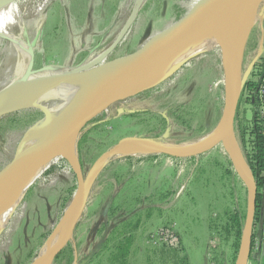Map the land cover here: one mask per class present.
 <instances>
[{
	"label": "rangeland",
	"instance_id": "1",
	"mask_svg": "<svg viewBox=\"0 0 264 264\" xmlns=\"http://www.w3.org/2000/svg\"><path fill=\"white\" fill-rule=\"evenodd\" d=\"M11 1L14 3V26L10 32L27 47L23 54L19 51L18 64L28 66V76L71 73L97 57L99 66L124 58L171 29L175 23L174 6L189 12L199 3V0H142L135 7L137 0ZM133 11L136 14L132 22L123 29ZM11 47L10 42L0 38V81L10 62L13 63ZM200 53H207V57L195 68L183 62ZM182 56L185 57L183 63L179 62L171 76L150 90V98L165 96L179 104L189 99L187 92L198 87L215 94L221 82V78L216 77L223 56L221 47L206 51L190 44L181 52L180 58ZM132 101L143 102L135 98L129 102ZM137 103H133L134 108H139ZM146 106L153 108V103ZM113 108L107 109L104 119L79 133L97 127L88 133L82 146L87 173L95 161L118 142L126 138L142 139L159 122L156 117L144 115L106 124ZM246 108L249 113L250 106ZM9 115L12 118L8 122L10 127L0 142V172L12 160L21 142L25 139L28 147L46 121L44 119L36 130L28 132L43 117L39 111L27 108ZM6 116L0 118V122ZM199 155L202 156L186 161L192 163L185 165L184 159L158 154L133 156L131 162L121 160L128 156L117 155L105 165L111 164L107 168L108 176L114 173L122 176V184L116 190V207L128 208V202L136 196L146 198L156 193L161 197L168 193L160 203L155 204L153 200L154 209L148 218L145 211L140 214L141 223L134 232L128 264H175L159 249L163 242L158 232L162 229L179 237L185 261L178 264H236L233 238L225 235L218 222L221 221L223 226L226 222L224 214L235 209L246 213L247 189L229 164L221 143ZM38 172L37 179L0 235V264H32L70 206L67 200L73 179L66 168V158L51 160ZM103 196L101 190L88 201L76 236L70 242L72 264H105V257L95 256L97 248L94 246L101 219L91 215L102 205ZM27 198L29 200L25 201ZM135 219L130 222L133 224ZM215 225L218 229H210ZM253 250L249 257L259 252ZM249 257L246 264H251Z\"/></svg>",
	"mask_w": 264,
	"mask_h": 264
},
{
	"label": "trees",
	"instance_id": "2",
	"mask_svg": "<svg viewBox=\"0 0 264 264\" xmlns=\"http://www.w3.org/2000/svg\"><path fill=\"white\" fill-rule=\"evenodd\" d=\"M173 10L175 22L179 21V19L187 12L184 8L179 6H174ZM246 48L244 54L246 52ZM205 57H207V53L197 54L186 64L192 65V67L195 68V65L202 63L201 60ZM252 70L253 73L259 75V80H246L242 87L234 120L235 140L241 150L244 161L250 170L256 189L253 224L255 228L251 237L250 251L254 249V237L257 234L255 229L256 225L262 221V211L264 208V135L262 121L258 114L259 99L257 96V90L260 85V69L258 72L257 66H254ZM216 73V77H220L221 82L217 90H215L214 95L209 94L206 89L198 87L196 90L194 89L193 91L186 93L189 97L188 100L175 104L172 98H166L165 96H161L156 99H149L150 92L146 91L135 97V99L143 100V102H145L144 108H134V104L129 102V100L118 102L110 107L111 110L113 107L115 108H113L111 115L108 116V122L106 124L113 125L118 119H130L134 118V116L141 117L144 115H151L159 120V124L157 123V126L152 127L142 137V139L147 141L153 143L179 145L186 141L206 136L216 128L221 119L224 107V86L222 84L223 70L221 64L219 63ZM128 103L129 105H127ZM150 103H153V108L146 106ZM241 104L250 106L252 113L250 121H246L244 116L241 114ZM139 105L142 107V101H140V104H136V106ZM117 107L118 109H116ZM104 113L89 122L86 127L104 119ZM11 119V116L8 115L0 122V133L2 135L0 136V142H3V136L5 132L9 130L10 126L8 122ZM195 119L196 122L194 121ZM192 123L195 125L194 127L192 126ZM96 128V126H93L87 132L81 133L77 142V159L84 176L87 173V168L84 164L82 146L88 137V133L96 130ZM160 156L173 158L165 155ZM200 156L202 155L186 158L184 161H191ZM151 159L154 160L155 158ZM121 160L126 162L134 161L131 157L122 158ZM108 165L109 166L103 167L97 177L93 180L89 194L90 199L92 195L94 197V195H96L99 191L102 190L104 192L102 205L100 204L98 209L93 211L91 214L93 217L97 216V218L101 219V223L97 225L99 228L97 229L95 236L94 246L97 248L95 256L105 257V264H128L134 232L138 229V226L141 223L140 214L145 211L148 218L150 211L154 209V206H152L153 200H155V204L158 202L160 203L165 199L168 193L163 195L161 194V197L156 193H153L146 198L136 196L128 202V208L125 209L123 207H116L114 205L117 193L116 190L119 189L122 184L120 182L122 176L115 173L112 174V176H108L107 168L111 167V164ZM66 168L73 179V187L70 190V195L67 200V203H69L73 199L74 193L77 189V183L72 167L68 162H66ZM27 200L29 199L27 198L25 201ZM245 202L247 206V201L244 199V205ZM83 216L80 218L75 227L73 238L76 236ZM133 218L136 219L132 224L130 220ZM224 218L226 220L225 224L222 226L220 221L218 222V225L222 227V230L227 237L233 238L234 242L232 243V247L235 249L234 253L236 255L239 249L245 212L242 213L241 209H235L232 213H225ZM210 229L214 230L218 228L217 225H215L213 228L210 227ZM158 234H161L159 238L161 239L160 241L163 242L162 245H159V249L162 253L169 255L168 259L173 261L175 264H178V262L183 263L185 261V255L183 253L178 235L165 229L160 230ZM234 258H236V256ZM72 262L73 250L70 243H68L65 248L56 255L53 264H72Z\"/></svg>",
	"mask_w": 264,
	"mask_h": 264
},
{
	"label": "water",
	"instance_id": "3",
	"mask_svg": "<svg viewBox=\"0 0 264 264\" xmlns=\"http://www.w3.org/2000/svg\"><path fill=\"white\" fill-rule=\"evenodd\" d=\"M261 1L262 0H199V3L195 7H193L189 12H186L184 16L179 19V21L173 23L170 30L164 31L159 36L150 39L148 43L130 55L117 59L118 61L124 62L122 74L117 82L107 85L106 89L93 101H89L90 95L92 97L93 94V92H90L88 99L80 100L69 109V111L63 117V120L61 121L58 128L61 131L70 130L72 128L78 129V134L74 142L75 156L73 158L65 157L66 162L70 164L74 172L77 189L74 193L72 201L70 202V205L73 204V212L66 228L65 237L51 252L48 258L50 264H53L56 255L72 241L75 227L86 210L93 180L103 169V167L111 159L118 155V151L126 142H139L152 147L158 155H165L178 159L191 158L215 148V146L212 145L201 153H180L174 152L167 148L169 146L167 143H153L145 139L126 138L118 142V144L112 149L102 154L92 165L88 173H86L84 176L77 159V142L81 135L79 134L81 129L85 128L89 122L98 117L100 114L106 112L107 109H109L112 105L136 97L143 92L149 91L171 76L175 69H173L168 75L155 82L143 86L141 85L145 77L154 68L163 64L167 59L172 58L173 55L182 50L191 40L199 35L212 22L221 17H232L233 15L240 12L244 7L253 2H255L257 9ZM132 14H134V18L136 13L133 12ZM233 23L234 21L229 22L227 28H233ZM127 24L126 28L129 26ZM251 27L248 29L245 43L240 52L237 63L234 62V60L232 61L234 74L230 69L229 63L224 60L223 56L221 58V67L223 70L222 81L224 83V107L219 123L217 124L216 128L208 134H212L214 131H216V129L221 130L224 133V145L226 147L229 162L231 163V166L239 180L242 182L244 188L247 189L246 213L236 257V264L247 263L250 254L251 237L253 234L255 215V185L250 170L244 161L241 150L234 136V120L236 110L241 96L242 87L247 80V74L242 72V64L246 41ZM226 53L228 54V52ZM263 53L264 47L258 51L257 56L252 62V68L255 66L256 61ZM229 55L230 54H228V59ZM192 57L193 56L186 58L183 62H188ZM115 61L116 60L110 61L107 64H112ZM89 64L87 66H89ZM81 68L79 73L80 77L82 74H86V70L82 71ZM95 69L96 67H91L88 69V72H91ZM4 98L8 99V97L0 96V99ZM10 100H14V98H10ZM18 102L20 103L19 106H23V101ZM23 107H26L23 109H35L43 115V117L38 122L29 128L28 132L36 130L43 123L44 119H46L48 127L52 125V112L50 110L48 111V109H46L44 106H41L37 103H30L28 105H24ZM13 112L6 113L3 116L9 115ZM230 135L233 136L234 142L240 151V156L244 166L238 160L231 148ZM44 154L46 155V152L40 151L34 144L26 147L25 139L21 142V145L18 147L17 152L14 154L12 160L8 163L5 169L0 172V175H2L4 181L2 199H7L15 192L22 191V189L27 185L30 174L34 175L39 168L45 166L49 161H51H45ZM246 168L248 170L249 177L245 172ZM80 186H82L81 190H79ZM38 259L39 257L37 256L32 264H37Z\"/></svg>",
	"mask_w": 264,
	"mask_h": 264
},
{
	"label": "bare ground",
	"instance_id": "4",
	"mask_svg": "<svg viewBox=\"0 0 264 264\" xmlns=\"http://www.w3.org/2000/svg\"><path fill=\"white\" fill-rule=\"evenodd\" d=\"M141 2L142 0H137L135 7L139 6ZM13 9L14 3H12V1L0 0V38L11 43L12 47L10 51H12V57L14 58L13 63L9 60L11 65H8L9 67L7 68L6 75L0 81V96L8 97V99H0V117L6 113L13 111L16 112L26 108L23 106L30 103H37L44 106L48 111L50 110L52 112V125L48 127L47 121H45L33 137L34 139L30 145L34 144L40 151L46 152V155L44 154L45 161L59 160L65 157L73 158L75 156L74 142L78 134V129L72 128L70 130L61 131L58 127L60 126L63 117L74 104L80 100L88 99L90 92H93V94L92 97L90 95L89 101H93L106 89L107 85L117 82L122 74L124 62L116 59L112 64L99 66V58L97 57L91 62V64H89V66L81 68L82 71L86 70V74H82L81 77L79 75L80 68L71 73H64L61 75L48 74L47 76H28V66L22 64L21 66L18 64L21 59L20 52H22V54L26 52L27 47L10 32V28L14 26ZM255 9L256 4L253 2L232 17H221L215 20L191 40L182 50L173 55L172 58L167 59L163 64L154 68L145 77L141 85L143 86L155 82L172 72L177 64L179 62L181 63L185 58L184 56L180 58V54L190 44H193L196 49H203L206 51H210L216 46L221 47L223 58L229 63L230 69L234 74L232 61L234 60L236 63L238 61V57L245 43L248 29L255 21ZM133 15L134 14H131L127 25H130L132 22ZM231 21H234L233 28L229 29L227 28V25ZM123 29H126V25ZM226 52L230 54L229 59ZM23 62L24 61H22V63ZM94 66L98 67L95 70L88 72V69ZM10 98H14V100H10ZM18 101H23V106H19L20 103ZM220 143L226 150L224 145V133L221 130L216 129V131L210 135L189 140L179 145L170 144L167 148L180 153H201L210 146H217ZM230 145L234 154L243 165L240 151L237 148L232 135H230ZM117 154L118 156L138 157L145 154H156V152L148 145L129 141L121 147ZM245 172L249 177L247 168L245 169ZM38 175L39 172L35 175L30 174L27 185L22 191L15 192L7 199H2L4 181L2 175H0V235L6 229L8 222L21 205L30 185L35 182ZM81 189L82 186H80L79 190ZM72 212L73 204L66 210L64 216L58 222V226L54 228L50 237L47 239V242L42 246L38 255L39 259L37 264H50L48 258L53 249L64 239Z\"/></svg>",
	"mask_w": 264,
	"mask_h": 264
},
{
	"label": "crops",
	"instance_id": "5",
	"mask_svg": "<svg viewBox=\"0 0 264 264\" xmlns=\"http://www.w3.org/2000/svg\"><path fill=\"white\" fill-rule=\"evenodd\" d=\"M247 47V48H246ZM264 47V0H262L257 9H256V15H255V21L250 29L247 41H246V52L244 54L243 58V72L247 74L248 80L258 81L259 75L253 73L252 62L254 61L255 57L258 54V51L261 50ZM264 64V53L260 56V58L255 63V66H257V71L259 72L260 67ZM259 66V67H258ZM257 72V73H258ZM248 105L241 104L240 106V112L244 116L246 121H250L252 117L251 108H250V114L247 113V107ZM185 163H189L184 161ZM191 163V162H190ZM191 165V164H190ZM216 217V215L214 216ZM262 223V221H261ZM261 223H258L256 225V231L257 233L260 231ZM255 228V227H254ZM254 251V250H252ZM251 251V252H252ZM258 253H251L249 258H251V264H264V243H261L259 247L257 248Z\"/></svg>",
	"mask_w": 264,
	"mask_h": 264
},
{
	"label": "built area",
	"instance_id": "6",
	"mask_svg": "<svg viewBox=\"0 0 264 264\" xmlns=\"http://www.w3.org/2000/svg\"><path fill=\"white\" fill-rule=\"evenodd\" d=\"M257 96L259 99L258 114L262 121L263 135H264V64L260 67V85L257 90ZM262 218L263 220H262L261 230L254 237V243H253L254 249H257L261 243H264V208L262 211Z\"/></svg>",
	"mask_w": 264,
	"mask_h": 264
},
{
	"label": "flooded vegetation",
	"instance_id": "7",
	"mask_svg": "<svg viewBox=\"0 0 264 264\" xmlns=\"http://www.w3.org/2000/svg\"><path fill=\"white\" fill-rule=\"evenodd\" d=\"M149 92H150V90H149ZM159 97H161V96H156V97H149V99H156V98H159ZM133 98H135V97H133ZM130 99H132V98H130ZM130 99H127V100H129L130 101ZM138 101H132L131 103H137ZM144 105H145V102H142V107H141V105H139V108L141 107V109L142 108H144ZM131 106V105H130Z\"/></svg>",
	"mask_w": 264,
	"mask_h": 264
}]
</instances>
